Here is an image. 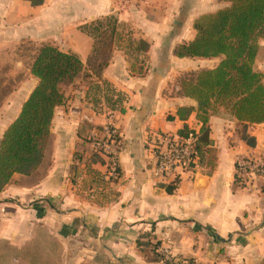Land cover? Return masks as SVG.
Returning <instances> with one entry per match:
<instances>
[{
    "label": "crops",
    "instance_id": "crops-1",
    "mask_svg": "<svg viewBox=\"0 0 264 264\" xmlns=\"http://www.w3.org/2000/svg\"><path fill=\"white\" fill-rule=\"evenodd\" d=\"M34 1L0 0V57L32 42L76 55L83 69L54 111L40 167L14 175L0 192V264H160L153 261L159 248L199 264H261L264 180L249 188L235 183L234 161L264 151V123L248 127L250 147L236 121L211 116L215 168L181 175L172 193L155 173L149 146L157 134L177 136L198 123L197 104L179 95L177 80L218 59L177 58L174 51L195 38L196 19L226 4ZM103 21L112 26L107 50L89 33ZM180 108L189 115L180 118ZM108 125L121 140L115 183L104 180L106 160L94 148Z\"/></svg>",
    "mask_w": 264,
    "mask_h": 264
},
{
    "label": "trees",
    "instance_id": "trees-1",
    "mask_svg": "<svg viewBox=\"0 0 264 264\" xmlns=\"http://www.w3.org/2000/svg\"><path fill=\"white\" fill-rule=\"evenodd\" d=\"M218 1L226 7L196 19L195 38L174 51L177 58L218 59L212 69L183 74L177 80L179 95L197 104L200 129L194 148L199 157L198 167L207 175L212 173L216 162L210 149L211 116L236 121L240 126L239 137L250 147L255 142L247 134L248 127L264 123V73L256 68V63L264 60V46L260 44L264 40V0ZM139 47L144 52L149 49L144 42H139ZM82 69V62L74 54L61 52L52 45L39 49L30 69L38 84L0 140V192L14 175L31 176L40 167L54 111L65 102L64 87L72 84ZM120 101L118 96L116 102ZM189 113L187 108L177 111L180 118ZM187 135L186 127L178 133L180 137ZM178 182L169 184L167 192L172 193ZM137 245L144 244L137 241ZM153 255V261L159 262L160 255Z\"/></svg>",
    "mask_w": 264,
    "mask_h": 264
},
{
    "label": "built area",
    "instance_id": "built-area-1",
    "mask_svg": "<svg viewBox=\"0 0 264 264\" xmlns=\"http://www.w3.org/2000/svg\"><path fill=\"white\" fill-rule=\"evenodd\" d=\"M200 123L188 130L187 137L155 135L149 146L155 160V173L163 181L173 184L183 174H192L198 167V154L194 148ZM102 140L94 141L96 154L105 158L103 178L115 183L120 177L119 152L121 140L117 130L108 125ZM235 182L243 188L251 187L255 180H264V151L248 155H238L234 161ZM160 264H199L173 256L168 249L159 248Z\"/></svg>",
    "mask_w": 264,
    "mask_h": 264
},
{
    "label": "rangeland",
    "instance_id": "rangeland-1",
    "mask_svg": "<svg viewBox=\"0 0 264 264\" xmlns=\"http://www.w3.org/2000/svg\"><path fill=\"white\" fill-rule=\"evenodd\" d=\"M112 26L106 21L90 26L89 33L97 36L104 50L109 49V35ZM264 46V40L260 41ZM41 47L32 42L21 44L17 49L3 52L0 57V135L21 110L28 95L35 88V83L29 77L31 65ZM256 68L264 73V60L256 63ZM64 87V89H66ZM240 129V127H239ZM262 180H255L260 184Z\"/></svg>",
    "mask_w": 264,
    "mask_h": 264
}]
</instances>
